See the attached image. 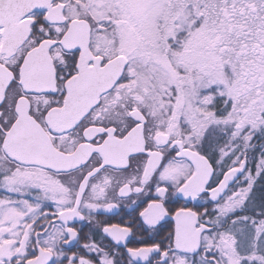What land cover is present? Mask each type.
<instances>
[{
	"label": "snow or ice",
	"instance_id": "1",
	"mask_svg": "<svg viewBox=\"0 0 264 264\" xmlns=\"http://www.w3.org/2000/svg\"><path fill=\"white\" fill-rule=\"evenodd\" d=\"M0 264H264V0H0Z\"/></svg>",
	"mask_w": 264,
	"mask_h": 264
},
{
	"label": "flooded vegetation",
	"instance_id": "2",
	"mask_svg": "<svg viewBox=\"0 0 264 264\" xmlns=\"http://www.w3.org/2000/svg\"><path fill=\"white\" fill-rule=\"evenodd\" d=\"M119 219H120L119 216H115V217L112 218V222H114V223L115 222H119ZM125 219H127V217H125Z\"/></svg>",
	"mask_w": 264,
	"mask_h": 264
}]
</instances>
